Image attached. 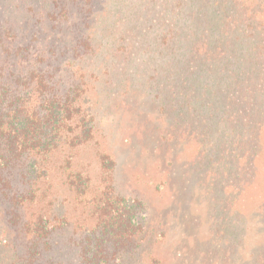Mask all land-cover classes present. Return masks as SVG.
<instances>
[{
    "label": "trees",
    "instance_id": "obj_1",
    "mask_svg": "<svg viewBox=\"0 0 264 264\" xmlns=\"http://www.w3.org/2000/svg\"><path fill=\"white\" fill-rule=\"evenodd\" d=\"M74 1L49 0L45 24L54 29L66 22ZM145 1L141 0L144 7L139 20L151 23V15L160 10H156L154 37L143 39L144 50L166 59L157 66L164 69L162 76L153 67V76L144 83L151 89L166 72L171 78L164 93L154 89L157 94L151 100L158 105L159 120H173L160 140L178 146L188 110L190 117L196 115L202 102L200 109L213 119L203 131L213 136L197 141L188 164L197 169L195 181H201L224 203L225 214L229 213L226 208L236 211L238 196L255 178L263 120H218L225 98L218 94L206 103L205 94L210 91L212 96V88L221 84L220 90H240L243 75L259 82L264 40L256 38L264 39V23L256 20L258 11L250 0H158L150 15H146ZM236 2L241 6L237 8ZM247 2L250 9L241 11ZM3 25L0 22V264H62L66 256L59 254L58 235L65 239L64 250L73 254L68 264H128L145 242L147 233L144 236L140 216L146 210L135 198L118 192L116 161L98 140V71L88 75L79 66L84 57L98 50L92 36L62 48L54 38L47 44L35 43L39 30L35 25L22 29L12 28L7 21ZM128 49L118 44L111 59L127 65ZM105 72L111 76L108 68ZM213 76L218 85L210 79ZM244 93L248 103L253 92L246 89ZM250 103L242 108L246 106L250 116L258 117L261 109ZM85 146L95 149L96 175L78 161L79 150ZM215 175L232 179L236 186L221 181L216 186L211 179ZM56 187L65 198L60 199ZM255 209L246 212L247 219L263 220L264 212L257 218ZM262 210L261 206L258 211ZM244 216L234 214L240 220ZM233 228V221L227 220L225 229L230 236L235 235ZM246 230H241L242 241ZM229 239L235 248L236 239ZM247 253L241 259L233 252L236 264H264V247L255 246ZM150 264L159 262L151 260Z\"/></svg>",
    "mask_w": 264,
    "mask_h": 264
},
{
    "label": "rangeland",
    "instance_id": "obj_2",
    "mask_svg": "<svg viewBox=\"0 0 264 264\" xmlns=\"http://www.w3.org/2000/svg\"><path fill=\"white\" fill-rule=\"evenodd\" d=\"M250 2L254 3V10L258 11L256 20L264 23V0ZM157 4L158 0H146V15H150ZM234 4L237 8L241 6V2ZM143 7L141 0H75L69 6L67 21L50 29L45 24L48 22L45 19L49 11V0H0V22L3 25L7 21L16 29L25 26L34 28L35 25L36 30L39 29L35 43L47 44L50 38H54L59 39L58 45L62 48L69 47V44L85 36H92L93 45L98 50L93 55L84 57L79 66L88 75L98 71L95 84L98 140L116 161L115 186L118 192L135 198L146 210L140 220L146 229L144 236L146 233L147 236L138 255L135 254L128 264H150L151 260H158L159 264H236L233 252L237 251V257L242 259L253 247H264V219L248 220L246 213L257 207H264V58L260 64L259 82L256 77L250 76L254 82L252 83L248 80L250 78L243 75L245 78H239L243 82L240 90L235 87L220 90L223 87L221 84L212 88V96L210 91L205 94L206 103H210L211 98L218 94L225 98L221 102L223 113H219L221 117L218 120L223 118L230 122L242 117L255 119L252 120L254 122L263 120L259 131L260 150L254 162V181L238 196L234 203L236 211L226 208L229 213L225 214L224 203L213 192L204 188L206 186L201 181H195L193 176L197 169L188 164L195 156L197 141L213 136L206 135L203 131L204 126L211 125L213 119L207 111L200 109L202 102L197 105L199 112L196 115L192 114L190 117L191 112L188 110L182 134L177 133L180 135L178 146H169L160 140V135L168 130L173 120H159L158 105L151 100L157 94L156 90L163 89V93L166 91L171 78L168 72L161 81L155 78L157 85L151 89L144 83V80L153 76L150 72L153 67L158 71L159 78L162 76L164 69H157V66H161L166 58H159L144 50L143 39L154 37V29L158 28L156 10L160 9H156L151 15V23H145L144 19H138ZM245 9H250L248 2L241 11ZM34 21L37 23L34 24ZM132 26L140 30L132 32ZM132 37L135 38L132 40ZM256 39L264 40L259 36ZM118 44L129 46L127 65H118L111 59L110 54ZM107 68L111 76L105 74ZM210 79L219 84L214 76ZM246 89L253 92L249 99L250 106L261 109L258 117L250 116L245 111L246 106L245 110L242 108L249 104L246 103ZM242 98L245 100L238 104ZM231 106L238 112L237 115L230 109ZM234 106H239L240 110H235ZM187 125L190 130H187ZM94 151L89 146L81 148L78 161L91 174L96 175ZM226 176L224 179H217L215 175L211 179L216 186L220 181L225 186L228 183L236 186ZM240 184L241 181H238L237 187ZM56 192L60 199L65 198L59 187H56ZM258 209H255L257 218L262 217L264 212ZM238 212L245 215V220L234 217ZM229 219L233 221L234 236H230L225 229V223ZM242 229L246 230L243 241ZM229 237L236 239L235 248ZM64 240L58 235V250L61 249L59 254L66 256V259H61V263L68 264L73 254L64 250Z\"/></svg>",
    "mask_w": 264,
    "mask_h": 264
}]
</instances>
